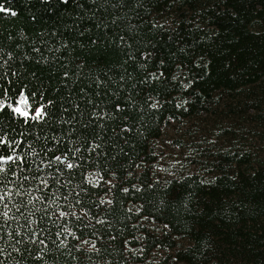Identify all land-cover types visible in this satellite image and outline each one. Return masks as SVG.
Segmentation results:
<instances>
[{"label": "trees", "instance_id": "1", "mask_svg": "<svg viewBox=\"0 0 264 264\" xmlns=\"http://www.w3.org/2000/svg\"><path fill=\"white\" fill-rule=\"evenodd\" d=\"M0 5L16 13L0 11V64L4 65L0 75L14 82L13 91L21 85L43 91L45 99L54 101L49 109L53 120L60 116L62 106L70 108L66 100L80 105L85 113L83 118L77 115L75 131L62 137L65 143L49 141V147L67 152L73 147L67 144L69 138L75 146H82L79 162L83 166L61 173V184L54 186L55 177L49 175L53 169L44 167L50 187L36 192L46 195L59 188L58 195H68L74 205L78 197L80 204L71 210L83 216L82 220L69 217L53 223L34 200L27 209L21 208L19 221H9L8 231L20 226L22 234L30 235L23 225L31 213L35 221L31 227L45 240L47 250L38 259L36 253L44 246L0 239L5 252L0 256L2 264H264V0H124L122 4L110 0L103 8L88 0H71L67 5L61 0H0ZM93 13L95 19L90 18ZM96 23L101 27L96 28ZM129 25L133 26L131 33ZM121 35L131 36V49L118 46ZM90 40L96 44L90 45ZM63 43L68 47L55 51ZM130 51L134 60H128ZM65 64L67 69L62 67ZM77 64L85 65L82 75ZM65 70L70 75L77 73L66 80V87L61 84ZM149 73L163 76L146 80ZM121 75L126 76L124 81ZM96 76H111L117 82L110 84L119 93L111 97L112 103L116 99L123 103L128 96L135 100L125 113L133 131L117 136L113 129L118 130L121 121L106 120L108 127L101 132L104 154L98 157L83 147L85 138L100 131L89 124L90 109L85 102L92 99L98 104L108 99L95 95ZM0 82L7 86V81ZM189 82L187 89L181 87ZM149 97L159 102L156 109L145 103H151ZM218 107L216 115L224 118L219 130L225 141L204 152L202 173L154 178L148 163L153 161V144L163 128L170 121L212 113ZM67 127L61 121L45 131L54 136ZM0 130L10 137L25 132L24 139L38 152L44 147L43 139L34 142L38 132L7 115L0 119ZM249 138L256 142L251 144ZM18 151L27 152V144ZM38 164V160L33 164V173ZM17 172L16 177L0 174V180L19 186L23 181ZM32 184L39 187L36 181ZM169 191L176 194L175 201L165 195ZM101 199L112 203L101 204ZM21 200L26 202L25 197H14L15 203ZM81 209L88 214L83 215ZM11 214L20 215L15 209ZM97 219L104 223H96ZM64 224L77 239L68 236L66 246L57 249L55 233ZM81 240L95 241L98 253L86 251L88 245L81 246ZM13 245L20 251H14ZM78 246L80 251H76Z\"/></svg>", "mask_w": 264, "mask_h": 264}, {"label": "snow or ice", "instance_id": "2", "mask_svg": "<svg viewBox=\"0 0 264 264\" xmlns=\"http://www.w3.org/2000/svg\"><path fill=\"white\" fill-rule=\"evenodd\" d=\"M64 5H67L71 2V0H61ZM88 2L94 6H99L103 8L106 4H110V0H88ZM124 0H118V3L122 4ZM78 7H83L82 4H77ZM112 7H116L115 4L111 5ZM0 11L5 13H10L15 16L16 13L11 11L8 8L0 5ZM95 19V13L90 17ZM119 19V17L115 18ZM115 19L113 23H115ZM96 28L101 27V23H96ZM107 27V24L104 25ZM128 32L131 33L133 30V26L129 25L127 28ZM83 35V33H79ZM131 40V36L126 38L121 35L118 37L117 44L118 46L126 47L128 49L132 48V45L129 43ZM90 45H95V40L89 41ZM67 43L61 44L55 51H59L60 48H67ZM34 51H39V49H34ZM48 51H53V49H48ZM144 55V54H142ZM150 56L151 54H147ZM55 58V57H54ZM43 60H46V56H42ZM135 56L131 54V51L128 54V60H134ZM127 63V61H125ZM4 65L0 64V68H3ZM63 68L67 69L68 65H62ZM76 68L78 72L82 75L85 69V65L77 64ZM77 73H71L68 70L62 72L61 76V84L67 86L66 80L71 79V76H75ZM12 76H17L16 72L11 73ZM163 76V73L157 75L156 73H149L146 77V80L151 79H160ZM130 78V77H128ZM126 79L125 75L120 76V81H124ZM175 80L176 77L174 76ZM0 81H7V86L4 83L0 82V119H2L5 115L13 122H19L21 125L26 126L28 130L33 133H39L34 135V142L44 141V147L40 149L38 152L32 143H27L26 137L27 133L21 132L18 137H10L8 132L0 130V174H4L6 178L10 173L11 176L16 177L18 175L17 170H19V179L23 181L19 186H16L12 181H8L7 179L0 180V239H11L15 241V244H21L25 240L31 241L32 243H38L39 245L44 246L41 251L36 253V258L42 259L41 252L47 250V245L44 239H41L37 236V232L33 230L31 225L35 224L31 217V213L26 218V223L23 227L26 229L27 233L30 235H25L21 233L20 226L15 228L13 231H8V228L11 227L9 221H19L20 217L23 216L21 212V208L27 209L29 204H33V201H37L41 204L44 215L47 219L53 220V223L58 221H68L69 217H74L76 220H82L83 216L77 215L75 210H71L75 208V205L80 204V200L78 197L75 198V205L69 202L68 195L60 196L59 188L56 189L55 192H50L46 195H36V192L43 193L44 189H48L50 187V181L46 179L43 175L44 167L53 169L50 176H54V184H61L59 179V175L64 172H73L74 170L82 167L81 159L83 158V152L81 151L82 146H75L74 142L69 138L67 140V144L73 145L71 152L61 151L60 149H55L49 147V141H52L53 144H61L65 143L62 139L63 136L68 135L75 131L73 128L74 122L79 123L77 121V115L81 118L84 117L85 113L81 110L80 105L72 104L71 100H66L65 103L70 105L69 107H61L60 116L53 120V114L50 112V108L54 105V101L52 99H45V93L40 89H31L28 85H21L19 87H15L13 91L12 85L13 81L8 80L7 75H0ZM96 85L95 95L97 97L105 96L108 99L101 100L98 104L94 103L92 99H88L85 103L89 107L90 111L87 113L89 118V124H95L100 131L94 133L91 139L85 138L84 151L89 153H94L97 157L102 156L104 154L103 143L104 137L101 135L105 129H107L108 125L105 123L106 120L116 121L120 120L121 124L117 129H113L117 136H123L131 131H133V127L129 123V116L125 115L126 111L131 109L135 104V100L128 96L124 99L123 103L119 99H116L114 103L111 102V97H118L119 93L113 91L110 87V84L117 83L112 79L111 76H108L107 79H101L99 76H96L93 80ZM189 83H183L181 85L182 88L187 89L189 87ZM118 88H123V84H117ZM100 89H104V91H100ZM80 92L83 93L84 89L81 88ZM109 93L111 94L109 96ZM151 103L145 101L147 106L150 109H156L159 106V102L155 99L149 97ZM180 107L179 104L176 105ZM71 109V111H70ZM68 114V119H64V114ZM61 121L63 124L68 125V127L64 130L63 133L58 135L49 136L48 132L45 131V128L52 129L53 123L60 125ZM15 131V129H13ZM27 144L28 151L21 154L18 151L23 145ZM115 145H113L114 147ZM100 150V151H98ZM56 151H60V154L57 155ZM43 153V155H41ZM26 157H32V161H26ZM70 157H75L76 159H70ZM39 161V164L36 166V172H32V166L36 161ZM5 165H8L7 169ZM27 170L28 174L24 175V171ZM90 175H92L90 173ZM95 175H99V173H95ZM101 179H103L101 177ZM87 183L91 184L95 187V184H92V181L85 177ZM36 181L39 184V187H33L32 182ZM204 181H201L203 183ZM70 183V181H69ZM110 183V181H109ZM25 184L28 185V188L25 189ZM63 186V185H61ZM149 187H152L150 184ZM15 188V191H13ZM123 192L127 193L129 191L128 188H123ZM136 191H140L139 188H136ZM31 194V195H29ZM165 195L169 198L170 201H175L177 196L175 193L169 191L165 193ZM15 196H21L26 198L25 200H21L19 203L14 202ZM58 201H63V203H59ZM101 204H111V200L105 201L104 199L100 200ZM164 200H161V205L163 206ZM53 205H55V210L53 211ZM13 209H15V213H19L20 215H14ZM40 210V209H37ZM71 210V211H69ZM132 209L129 208L128 211ZM83 215H87L88 213L81 209ZM136 212H140V208H136ZM55 218V219H53ZM96 223L103 224L104 221L97 219ZM167 227V225H165ZM66 233L64 239H61V234ZM40 235H43V230L40 231ZM57 240L59 243L56 244V248L59 249L61 247L66 246L65 241L68 236H71L73 239H77L75 233L64 224L61 226V230L55 233ZM16 237H22V239H16ZM88 245L86 251H97L95 248V241L81 240L80 245ZM13 250L19 252L20 249L16 248L13 245ZM80 247L76 248V251H80ZM5 252L3 249H0V256H4ZM75 259V257H73ZM2 264V261H0Z\"/></svg>", "mask_w": 264, "mask_h": 264}, {"label": "rangeland", "instance_id": "3", "mask_svg": "<svg viewBox=\"0 0 264 264\" xmlns=\"http://www.w3.org/2000/svg\"><path fill=\"white\" fill-rule=\"evenodd\" d=\"M218 110L219 107L212 113L204 112L181 122L170 121L163 128L162 135L153 144V161L148 163L154 178L202 173L200 159L204 152L225 141L219 130L220 119L224 118L216 115ZM249 141L256 142L252 138Z\"/></svg>", "mask_w": 264, "mask_h": 264}]
</instances>
